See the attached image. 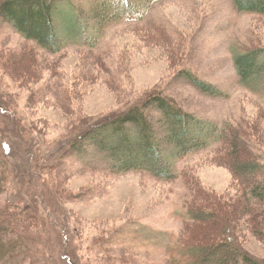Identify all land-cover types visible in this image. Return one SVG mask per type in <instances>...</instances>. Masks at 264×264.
<instances>
[{
  "label": "rangeland",
  "instance_id": "rangeland-1",
  "mask_svg": "<svg viewBox=\"0 0 264 264\" xmlns=\"http://www.w3.org/2000/svg\"><path fill=\"white\" fill-rule=\"evenodd\" d=\"M106 2L113 20L92 49L87 44L102 27L95 11ZM131 2L138 11L130 12L125 0H62L57 24L66 47L57 55L0 19V100L14 110L17 125L42 131L37 150L52 149L55 156L69 134L158 93L226 128L228 141L172 160V181L146 170L120 172L95 146L89 152L63 148L41 176L16 172V160L6 159L9 186L0 191V215H20L8 237L23 246L20 253L8 252V264H180L186 255L180 239L193 213L217 208L235 214L241 246L264 264V239L256 230L264 224V204L248 201L231 146L233 131L242 127L248 135L244 159L264 163V55L261 71L248 82L237 66L243 54L264 50V15L242 12L235 0ZM80 12L90 28L82 26ZM192 78L227 96L206 93ZM154 108L148 113L158 124L163 116ZM0 126L6 127L1 116ZM159 131L168 147L167 125ZM247 203L252 206L243 220L236 213ZM193 225L198 240L220 228ZM68 254L70 263L63 259Z\"/></svg>",
  "mask_w": 264,
  "mask_h": 264
},
{
  "label": "trees",
  "instance_id": "trees-1",
  "mask_svg": "<svg viewBox=\"0 0 264 264\" xmlns=\"http://www.w3.org/2000/svg\"><path fill=\"white\" fill-rule=\"evenodd\" d=\"M61 1L1 0L0 19H4L3 22L10 24L26 41L36 43L41 49L57 55L62 53L66 47L57 24V11ZM125 1L130 12L139 10L137 7H133L132 0ZM235 1L242 12L264 15V0ZM108 5L106 2L103 10L95 11L96 19L100 20L102 27L93 32L94 38L87 44L92 49L97 48L98 37L104 33L105 24L108 25L113 20L114 12L111 5L108 10ZM78 17L85 29L90 28L89 18L86 20L84 13H78ZM263 55L264 50L259 49L243 54L237 59L240 75L245 81H250L257 71H261L260 60ZM193 81L206 93L214 96H227L218 87L201 79L195 78ZM152 107L162 113L163 117L158 124L152 120L148 113ZM0 116L6 124L4 128L0 126L1 192L5 190L6 186H9L6 185L7 177L3 171L6 159L16 160V172L30 175L26 171L28 169L33 170L34 175L36 172L37 176H41L40 169L53 163L63 148H71L74 152L79 150L89 152L90 148L95 146L109 154L113 160L114 168L120 172L146 170L161 180L172 181L177 178L172 160L186 158L192 153L207 150L217 143H225L229 137L226 128L201 119L185 110L178 101L158 93L152 95L145 104L130 111L106 117L94 126L86 124L87 130H84L83 127V130L80 128L78 133L69 134L63 138L59 148L55 150L57 152L55 156L51 154L52 149L43 154L39 153L37 145L44 137L43 132L37 130L36 134L35 129L22 124L21 126L17 125L16 113L4 105L1 100ZM162 123L167 125L168 147H165L159 138L161 135L159 134V125ZM239 128L242 127L238 126L232 133L234 141L231 142V146L237 151L235 152L237 162H235L234 168L237 175L241 177L240 180L245 183L243 187L247 192L248 201L250 200L254 204H264V182L261 181L264 163L259 157L253 158L250 155H245L244 159L245 148L243 149V147L247 145L248 135ZM247 148L252 150L249 146ZM16 157L19 158L16 159ZM58 164L54 167H58ZM53 165L51 164V166ZM62 165L63 163L60 167ZM247 204V208L236 213L243 220L249 215L245 211L252 206L250 203ZM197 213L200 216H195L193 213V218L187 224L191 226L185 228L186 232L181 236L180 245L184 248L186 255L184 260L179 261L180 264H261L241 246L237 237L239 225L235 214L223 211L221 208L203 209ZM19 216V214L0 215V264H8V252L12 256L20 253L21 247H23H19V244L15 245V241L8 237L11 228H15L14 232L19 228L17 225ZM193 223L204 226L217 224L220 226L219 232L217 231V234L215 232L213 236L203 234L204 236L198 240L197 231L190 230L196 226ZM66 230L64 229V241L68 244L69 234L65 233ZM207 230L204 232L207 233ZM256 230L264 239V224L256 227ZM25 235L27 234L21 236V242ZM28 252L26 251V254ZM63 259L67 263L72 261L70 254L64 256Z\"/></svg>",
  "mask_w": 264,
  "mask_h": 264
}]
</instances>
